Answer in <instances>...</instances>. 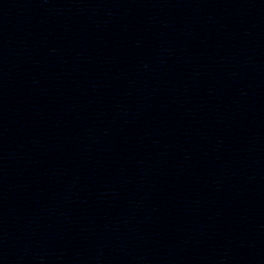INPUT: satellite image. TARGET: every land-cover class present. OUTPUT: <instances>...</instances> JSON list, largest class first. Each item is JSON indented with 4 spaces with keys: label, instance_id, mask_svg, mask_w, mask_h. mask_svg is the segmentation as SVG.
Masks as SVG:
<instances>
[{
    "label": "water",
    "instance_id": "1",
    "mask_svg": "<svg viewBox=\"0 0 264 264\" xmlns=\"http://www.w3.org/2000/svg\"><path fill=\"white\" fill-rule=\"evenodd\" d=\"M0 264H264V0H0Z\"/></svg>",
    "mask_w": 264,
    "mask_h": 264
}]
</instances>
